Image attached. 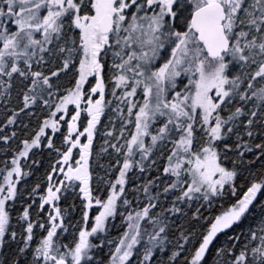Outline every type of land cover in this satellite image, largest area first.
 Returning a JSON list of instances; mask_svg holds the SVG:
<instances>
[{"label": "snow or ice", "instance_id": "obj_1", "mask_svg": "<svg viewBox=\"0 0 264 264\" xmlns=\"http://www.w3.org/2000/svg\"><path fill=\"white\" fill-rule=\"evenodd\" d=\"M0 264H264V0H0Z\"/></svg>", "mask_w": 264, "mask_h": 264}, {"label": "rangeland", "instance_id": "obj_2", "mask_svg": "<svg viewBox=\"0 0 264 264\" xmlns=\"http://www.w3.org/2000/svg\"><path fill=\"white\" fill-rule=\"evenodd\" d=\"M98 170H99V173L100 174H103V169L97 168L96 171H98ZM111 231H112L113 237H116L118 235V231H119V219H117V221H116V227L113 228ZM107 251H108V247L106 246L105 249H104V254H106Z\"/></svg>", "mask_w": 264, "mask_h": 264}, {"label": "trees", "instance_id": "obj_3", "mask_svg": "<svg viewBox=\"0 0 264 264\" xmlns=\"http://www.w3.org/2000/svg\"><path fill=\"white\" fill-rule=\"evenodd\" d=\"M96 172H98L99 173V170L98 171H96ZM225 206H227V204H225ZM217 211H219L220 209H219V206H217V209H216ZM93 211H95V209H93ZM113 229V228H112ZM110 238H112V239H114L115 237H113V235H112V231H111V233H110ZM107 246V245H106ZM105 246V247H106ZM105 249V248H104ZM103 255H105L104 254V252L103 253H101V256H103Z\"/></svg>", "mask_w": 264, "mask_h": 264}]
</instances>
